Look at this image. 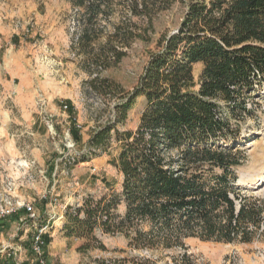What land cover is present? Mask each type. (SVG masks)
I'll return each mask as SVG.
<instances>
[{"label": "rangeland", "instance_id": "374dc122", "mask_svg": "<svg viewBox=\"0 0 264 264\" xmlns=\"http://www.w3.org/2000/svg\"><path fill=\"white\" fill-rule=\"evenodd\" d=\"M127 1H117L107 18L99 17L97 36L92 33L85 49L79 43L85 25L82 12L65 0H0V144H12L20 153L1 155L0 162L9 165L0 166V191L4 175L12 176L15 195L28 202L37 217L32 222L27 211L19 209L0 221V264H96L97 260L120 258L142 264H175L173 258L181 262L183 252L193 264H264V211L248 242L187 237L184 249L135 248L128 244L125 233L107 234L99 227L89 247L83 248L85 238L65 237L62 232L67 209L82 206L89 196L96 200L121 193L122 174L116 166L121 143L113 130L106 151L96 152L106 162L93 157L73 163L70 157L74 152L87 153L91 135L113 122L114 105L137 85L150 53L157 50L159 37L177 31L185 10L183 4L174 3L155 19L149 42L132 41L122 48L125 55L119 62L111 55L109 61H103L100 47L114 25L128 19ZM201 70V63L193 64L195 83ZM244 103L247 112L234 115L228 114L229 106L220 103L230 131L215 145L230 149V158L240 162L235 168V185L241 193L264 199V84L254 86ZM144 106L145 99L136 98L123 124L116 125L118 130L134 131ZM48 121L55 136L49 133ZM68 139L74 149L66 147ZM38 155L46 162H37ZM14 163H27L29 169L18 172ZM124 212L125 203L120 202L114 213L122 216ZM46 223L52 235L41 254H35L30 250L31 237L38 225Z\"/></svg>", "mask_w": 264, "mask_h": 264}, {"label": "trees", "instance_id": "16d2710c", "mask_svg": "<svg viewBox=\"0 0 264 264\" xmlns=\"http://www.w3.org/2000/svg\"><path fill=\"white\" fill-rule=\"evenodd\" d=\"M65 1L82 12L79 43L85 49L97 36L99 17L107 18L117 1L124 2ZM174 3L185 6L177 31L159 37L137 85L114 105L113 122L91 135L87 153L74 156V162L99 156L96 152L106 151L112 130L121 143L116 162L121 193L96 200L89 196L65 212L62 232L85 238L83 248L95 239L96 227L107 234L125 233L135 248L184 249L187 237L248 242L260 225L264 199L241 193L235 185L240 162L230 158V149L215 144L230 131L220 103L229 106L230 115L247 112L245 98L264 84V0H128V19L114 25L99 56L119 62L123 47L135 40L149 42L155 19ZM195 63L202 64L198 83L192 73ZM138 97L145 106L137 128L119 131L116 125L123 124ZM120 202L125 212L117 216ZM43 239L49 242L47 236ZM180 259L173 258L175 264H193L186 252ZM139 261L96 264L143 263Z\"/></svg>", "mask_w": 264, "mask_h": 264}, {"label": "built area", "instance_id": "2783aa9c", "mask_svg": "<svg viewBox=\"0 0 264 264\" xmlns=\"http://www.w3.org/2000/svg\"><path fill=\"white\" fill-rule=\"evenodd\" d=\"M63 108L66 109L67 105L64 104ZM49 122V121H48ZM49 133L51 136H55L56 132L54 129V126L52 123L49 122L48 125ZM66 138H69L68 132L65 134ZM69 140V139H68ZM66 147L68 150L74 149L73 146L74 144L69 140L66 144ZM77 153L74 152L70 160L74 162V156H76ZM6 165H9V163L5 164L3 162H0V166L5 167ZM14 170H17L18 172L20 169H29V165L27 163L24 164H13L12 166ZM14 179V178H13ZM12 179V176L5 174L4 175V188L2 191H0V221L5 219L6 217L12 215L19 209H24L27 211L29 215V220L30 221H36L37 217L35 216L33 212L32 206L28 202H24L23 200H20L17 195H15V190L17 188L16 182ZM64 211V207H62L61 214ZM48 228V224L44 225H38L36 231L31 237L30 241V250L35 253V254H41L42 249L44 247V239L43 236L46 234Z\"/></svg>", "mask_w": 264, "mask_h": 264}, {"label": "crops", "instance_id": "0c3cea01", "mask_svg": "<svg viewBox=\"0 0 264 264\" xmlns=\"http://www.w3.org/2000/svg\"><path fill=\"white\" fill-rule=\"evenodd\" d=\"M12 147H13L12 144H8V145H1V144H0V157H1V155L4 156L5 153L8 154V152H9L10 155H18V154H19V156H20L19 150H18L17 148L13 149ZM12 150H13V151H12ZM92 160H98L100 163H101V162H106L105 158H102L101 156L95 157V158H93ZM37 162L43 164L42 162H46V161H44V160H43L42 158H40L39 155H38V157H37ZM90 162H91V161H90ZM86 163H87V162H86ZM46 166H48V164H47ZM51 228H52V226H51ZM59 228H60V227H59ZM51 232H52V231H48V232L45 234V236L50 237V236L52 235ZM0 263H2V262H0Z\"/></svg>", "mask_w": 264, "mask_h": 264}, {"label": "bare ground", "instance_id": "6f19581e", "mask_svg": "<svg viewBox=\"0 0 264 264\" xmlns=\"http://www.w3.org/2000/svg\"><path fill=\"white\" fill-rule=\"evenodd\" d=\"M262 158V157H261Z\"/></svg>", "mask_w": 264, "mask_h": 264}]
</instances>
